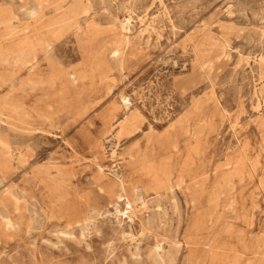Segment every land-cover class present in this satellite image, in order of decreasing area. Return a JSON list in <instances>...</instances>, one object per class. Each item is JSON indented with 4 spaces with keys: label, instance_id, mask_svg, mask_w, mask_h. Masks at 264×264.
<instances>
[{
    "label": "rangeland",
    "instance_id": "obj_1",
    "mask_svg": "<svg viewBox=\"0 0 264 264\" xmlns=\"http://www.w3.org/2000/svg\"><path fill=\"white\" fill-rule=\"evenodd\" d=\"M173 241L264 264V0H0V264Z\"/></svg>",
    "mask_w": 264,
    "mask_h": 264
},
{
    "label": "bare ground",
    "instance_id": "obj_2",
    "mask_svg": "<svg viewBox=\"0 0 264 264\" xmlns=\"http://www.w3.org/2000/svg\"><path fill=\"white\" fill-rule=\"evenodd\" d=\"M129 21V20H128ZM130 22V21H129ZM122 28L123 29H128V23L127 24H123L122 25ZM122 38H120L121 39V41H123V42H128L129 41V37H127L126 36V34H123L122 36H121ZM116 52V54L117 55H119L118 54V52H119V50H116L115 51ZM127 99V98H126ZM128 102L130 103V101H128V100H124V105H125V107L126 108H128L129 106H128ZM261 103V102H260ZM129 109H130V107H129ZM260 109V108H259ZM137 117V114H133V113H128L127 114V116H124V117H122L121 119H117V120H114L112 123H111V128L109 129V131L108 132H110L109 134H110V136H112V132L114 131V130H116L117 131V134H116V136H118V138L120 137V135L122 134V133H126V132H130L131 130V118H136ZM132 130H133V128H132ZM109 136V135H108ZM109 139V138H108ZM106 141V140H105ZM109 142V141H108ZM104 144V143H103ZM9 153V152H8ZM114 153V152H113ZM113 153H112V155H113ZM115 154V153H114ZM22 157V156H21ZM115 171V170H114ZM152 178V177H151ZM155 179V178H154ZM159 183V182H158ZM160 184H161V182H160ZM162 185V184H161ZM120 186H121V190H120V192H119V199H121V200H123V198H125L124 197V194H122V192H123V185H122V183H120ZM157 187H159V186H157ZM156 187V188H157ZM133 189V188H132ZM140 195V194H139ZM137 197V196H136ZM140 200V199H139ZM127 202V201H126ZM139 202V201H138ZM135 203V202H134ZM137 203V202H136ZM142 203H143V201H142ZM128 204L130 205V202H129V200H128ZM133 205V204H132ZM145 206V205H144ZM126 208H127V206H126ZM160 208V207H159ZM134 209V208H133ZM125 215H128L129 214V212L128 211H124L123 212ZM178 243L176 242H174L173 241V243H170V249L168 250V251H166L165 250V247H163V246H161V245H159V246H157L156 247V249L154 250V253H155V255H156V258H159V260H160V262L161 263H164V264H166L168 261H170V262H174L175 260H176V257H177V254L179 253V250H180V246L179 245H177ZM180 256V255H179ZM179 259V258H178ZM176 262V261H175ZM169 263V262H168Z\"/></svg>",
    "mask_w": 264,
    "mask_h": 264
}]
</instances>
